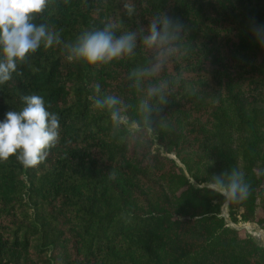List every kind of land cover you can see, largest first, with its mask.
I'll return each instance as SVG.
<instances>
[{
	"label": "trees",
	"instance_id": "1",
	"mask_svg": "<svg viewBox=\"0 0 264 264\" xmlns=\"http://www.w3.org/2000/svg\"><path fill=\"white\" fill-rule=\"evenodd\" d=\"M33 22L59 42L0 84V120L41 95L60 136L34 167L0 159V264H264L221 216L264 232V0H48ZM105 29L132 51L76 57ZM233 170L239 202L208 187Z\"/></svg>",
	"mask_w": 264,
	"mask_h": 264
},
{
	"label": "clouds",
	"instance_id": "2",
	"mask_svg": "<svg viewBox=\"0 0 264 264\" xmlns=\"http://www.w3.org/2000/svg\"><path fill=\"white\" fill-rule=\"evenodd\" d=\"M48 0H0V84L11 79L17 70V62L35 53L43 41L50 47L59 37L46 32L43 24L33 21L35 14L46 8ZM163 29L158 31L153 22L146 44L167 43L171 38L167 29L169 21H162ZM177 29L181 26L176 25ZM264 36V25L254 30ZM261 42H264L262 40ZM134 34L128 33L117 39L107 29L85 33L72 49L76 57L89 64L107 62L134 48ZM19 110L7 111L0 120V159L15 154L25 167H34L45 161L48 149L53 147L60 136V123L57 114L46 108L43 96L31 94L22 98ZM99 103V102H98ZM109 105H115V97L107 98ZM113 120L121 119L118 112L112 113ZM191 183L195 184L192 179ZM209 188L219 192L227 201L239 202L249 195V185L243 175L233 170L226 179L216 178Z\"/></svg>",
	"mask_w": 264,
	"mask_h": 264
},
{
	"label": "rangeland",
	"instance_id": "3",
	"mask_svg": "<svg viewBox=\"0 0 264 264\" xmlns=\"http://www.w3.org/2000/svg\"><path fill=\"white\" fill-rule=\"evenodd\" d=\"M131 128H133V127L128 126V129H131ZM208 187H209V185H208ZM221 216L224 218L227 226H229L232 229L240 231L242 234H248L251 238H253V240L258 245L264 247V232L261 230V228L259 227V225L257 223H255V222L243 223L240 221H238L237 223L231 222L226 204L222 207Z\"/></svg>",
	"mask_w": 264,
	"mask_h": 264
}]
</instances>
